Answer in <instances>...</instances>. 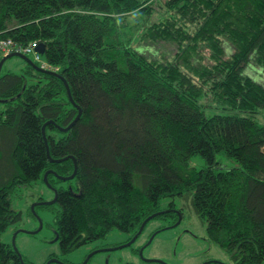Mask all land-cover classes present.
Returning a JSON list of instances; mask_svg holds the SVG:
<instances>
[{"label": "trees", "instance_id": "1", "mask_svg": "<svg viewBox=\"0 0 264 264\" xmlns=\"http://www.w3.org/2000/svg\"><path fill=\"white\" fill-rule=\"evenodd\" d=\"M4 41L43 44L73 103L23 60L0 72V264H30L1 242L21 220L12 198L50 190L43 174L69 176L70 157L74 177L49 173L57 198L31 210L59 206L61 253L108 247L110 232L133 236L157 212L175 227L184 202L231 264L264 262V0H0ZM158 43L170 59L136 48ZM138 238L128 250L142 259Z\"/></svg>", "mask_w": 264, "mask_h": 264}, {"label": "rangeland", "instance_id": "2", "mask_svg": "<svg viewBox=\"0 0 264 264\" xmlns=\"http://www.w3.org/2000/svg\"><path fill=\"white\" fill-rule=\"evenodd\" d=\"M136 48L148 56L154 54L155 57L165 59H170L174 52V47L165 43H158L154 46L140 44ZM12 52L24 55L21 51L12 50L9 53L3 52L2 57ZM27 57L31 61H34L32 54H29ZM43 61L44 57L41 55L39 64L41 65ZM23 67L24 62L22 59L11 57L3 63L1 72L5 73L10 71L18 74ZM192 164L193 166L199 167L202 165V162L199 158L195 157L192 159ZM56 186H61L64 189L68 188L65 182H61ZM50 190L44 185L35 184L31 188L24 189L20 194L17 193L12 198V207L21 212V220L11 225L3 233L1 242L11 245L13 234L18 230L33 232L38 228V219L30 207L33 203L37 202V198H42L43 202L50 201L53 198V192ZM161 202V208H163L168 203V199H163ZM178 205L179 202L176 208H173L175 210L173 213L176 215L182 209ZM182 206L184 210L179 225L174 227L173 224H168L170 219L153 218L146 223L141 233L137 236L139 238L133 245V248H140L142 250L141 257L143 260L154 259L161 261L160 263H145L139 256L133 254L131 250H128L132 246V242L130 246L120 248L122 249L121 251L113 254L111 252L115 250L108 253L94 254L93 256L95 257L90 264H94L96 260L98 264H217L215 263L216 261L221 264H231L227 255L208 240L204 224L197 218L192 209L188 206L186 207L184 202ZM58 210L59 206L57 204L37 209L36 213L42 222L41 229L33 235L19 232L15 236L16 250L28 263L46 264L51 259H57V264H62L63 262L81 264L91 251L98 248H91V245H88L80 247L70 253H61L59 242L57 240L54 241L55 216ZM155 232L156 234L149 242L150 237ZM131 237L129 234H118L114 230L107 235L104 241L110 244L108 247H114L126 243ZM148 242L149 244H147Z\"/></svg>", "mask_w": 264, "mask_h": 264}, {"label": "water", "instance_id": "3", "mask_svg": "<svg viewBox=\"0 0 264 264\" xmlns=\"http://www.w3.org/2000/svg\"><path fill=\"white\" fill-rule=\"evenodd\" d=\"M37 52H39V53H43V47L42 46H38L36 49H35ZM11 57H18V58H20V59H22L23 61H25L27 64H29V65H31L35 70H37V71H41V72H43V73H46V74H50V75H53V76H56V77H58V78H60L62 81H63V84H64V87H65V90H66V93H67V97H68V99H69V101L71 102V103H73L72 102V100H71V97H70V93H69V90H68V87H67V85H66V83H65V81L63 80V78L59 75V74H57V73H55V72H51V71H46V70H43V69H39V68H37L35 65H33V63L31 62V60L28 58V57H26L25 55H23V54H20V53H17V52H12V53H10V54H8V55H5V56H3L2 58H0V72H1V68H2V66H3V63L7 60V59H9V58H11ZM76 107V109H77V115H76V117L73 119V121L69 124V125H67L66 127H60V126H56V128L59 130V131H61V132H65V131H67L74 123H75V121L79 118V116H80V109H79V107H77V106H75ZM52 121H47V122H45L43 125H42V127H41V133H42V137H43V140H44V144H45V150H46V155H47V157L49 158V161L50 162H55V163H59L60 161H62V160H53V159H51L50 157H49V154H48V148H47V145H46V141H45V133H44V128H45V126L47 125V124H49V123H51ZM53 123V122H52ZM65 159H67V158H65ZM70 159H72V161H73V171H72V173L69 175V176H59V175H57L55 172H53L52 170H47L44 174H43V181H44V183L49 187V189H51L52 190V192H53V198L50 200V201H47V202H37V203H33L32 205H31V210L33 211V208H34V206L35 205H39V204H52L53 202H55V200H56V198H57V190L54 188V187H51V185L47 182V175L49 174V173H52V174H54L55 175V177L56 178H58L59 180H62V181H68V180H71L73 177H74V175H75V173H76V164H75V161H74V159L73 158H71L70 157ZM36 217H37V219H38V228L35 230V231H33V232H28V231H25V230H18L17 232H15L14 233V235H13V237H12V246H13V249L14 250H16V247H15V236H16V234L18 233V232H22V233H29V234H36L40 229H41V227H42V222H41V220L39 219V217L36 215V214H34ZM134 240V239H133ZM150 242V241H149ZM149 242L147 243V244H149ZM141 251V250H140ZM139 254H140V256H141V252H139ZM92 255V253L91 254H89L88 256H87V258H85V260L81 263V264H85L86 263V261H87V259L90 257ZM144 261L145 262H161V261H157V260H154V259H149V260H146V259H144ZM49 262H58L57 260H55V259H51ZM49 262L47 263V264H49ZM215 263H217V264H221L220 262H215Z\"/></svg>", "mask_w": 264, "mask_h": 264}, {"label": "bare ground", "instance_id": "4", "mask_svg": "<svg viewBox=\"0 0 264 264\" xmlns=\"http://www.w3.org/2000/svg\"><path fill=\"white\" fill-rule=\"evenodd\" d=\"M38 46H42L43 47V53H39V52H37L35 49L38 47ZM24 48H31V53L30 54H32L33 56H34V61H31L32 63H33V65H35V63H38L39 64V62H40V60H41V55H43L44 54V45L43 44H41V43H39V44H37L35 41L34 42H31V43H29V44H27L26 46H24ZM1 52V51H0ZM3 52H1V54H2ZM29 55V54H28ZM25 56L27 57V54H25ZM40 65V64H39ZM31 66V65H30ZM37 68H39V69H42V68H45V70L46 71H51V72H55V69H51V68H54V67H51V66H49V65H47V63L45 62V61H43L42 62V64L40 65V66H37V65H35ZM32 67V66H31ZM62 181V180H61ZM52 187V186H51ZM35 209V208H34ZM161 213H163V212H157V213H154V214H152V215H150V216H148L142 223H141V225L139 226V229L137 230V232H136V234H134L132 237H131V239L129 240V241H126V243H124L123 245H121V246H117V247H114V248H105V249H97V250H94V251H92V252H90L89 254H91L92 253V255L91 256H93L94 254H96V253H99V252H102V251H112V250H115V249H120V248H123V247H127V246H130L131 245V243L132 242H134V240L133 239H135V238H137V236L141 233V231L143 230V228H144V226L146 225V223L149 221V220H151L152 218H154L155 216H157V215H159V214H161ZM175 225V224H174ZM173 225V226H174ZM156 234V232L150 237V240L149 241H151L152 240V238L154 237V235ZM136 240V239H135ZM14 250V249H13ZM14 251H16L17 253H18V251L17 250H14ZM139 252H141V255H142V250L141 251H139ZM88 254V255H89ZM87 255V256H88ZM18 256H19V258L21 259V255L18 253ZM90 256V257H91ZM89 257V258H90ZM87 258V257H86ZM89 258L87 259V260H89ZM50 261V260H49ZM48 261V262H49ZM47 262V263H48ZM63 262V261H62ZM46 263V264H47ZM49 264H50V262H49ZM63 264V263H62ZM262 264H264V262L262 263Z\"/></svg>", "mask_w": 264, "mask_h": 264}, {"label": "built area", "instance_id": "5", "mask_svg": "<svg viewBox=\"0 0 264 264\" xmlns=\"http://www.w3.org/2000/svg\"><path fill=\"white\" fill-rule=\"evenodd\" d=\"M12 50H18V51H21L22 53L25 54H30L31 52V48H23V47H16L13 45V43H11L10 41H4V42H1L0 43V51L1 52H6V53H9L11 52Z\"/></svg>", "mask_w": 264, "mask_h": 264}, {"label": "flooded vegetation", "instance_id": "6", "mask_svg": "<svg viewBox=\"0 0 264 264\" xmlns=\"http://www.w3.org/2000/svg\"><path fill=\"white\" fill-rule=\"evenodd\" d=\"M130 240V239H129ZM128 240V241H129ZM123 245V244H122ZM121 246V245H120ZM114 247H117V246H114ZM114 247H104V246H102V247H98V248H96V249H94V250H97V249H105V248H114ZM93 250V251H94ZM115 250H117V249H115ZM92 252V251H91ZM107 252H111V251H102V252H99V253H107ZM97 254V253H96ZM87 257V256H86ZM92 257V256H91ZM91 257L89 258V259H91ZM85 260V259H84Z\"/></svg>", "mask_w": 264, "mask_h": 264}]
</instances>
